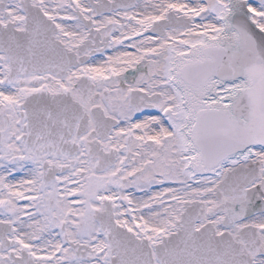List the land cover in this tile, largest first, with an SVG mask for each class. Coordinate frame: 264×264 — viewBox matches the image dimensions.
Wrapping results in <instances>:
<instances>
[{"label": "snow or ice", "instance_id": "obj_1", "mask_svg": "<svg viewBox=\"0 0 264 264\" xmlns=\"http://www.w3.org/2000/svg\"><path fill=\"white\" fill-rule=\"evenodd\" d=\"M0 264H264V0H0Z\"/></svg>", "mask_w": 264, "mask_h": 264}]
</instances>
